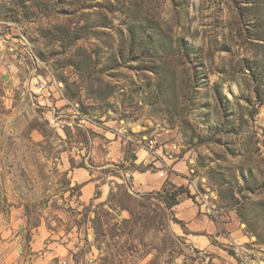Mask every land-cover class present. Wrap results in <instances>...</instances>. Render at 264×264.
Wrapping results in <instances>:
<instances>
[{
    "label": "rangeland",
    "instance_id": "rangeland-1",
    "mask_svg": "<svg viewBox=\"0 0 264 264\" xmlns=\"http://www.w3.org/2000/svg\"><path fill=\"white\" fill-rule=\"evenodd\" d=\"M150 139L187 185L135 182ZM175 185L245 240L193 241ZM0 264H264V0H0Z\"/></svg>",
    "mask_w": 264,
    "mask_h": 264
},
{
    "label": "crops",
    "instance_id": "crops-1",
    "mask_svg": "<svg viewBox=\"0 0 264 264\" xmlns=\"http://www.w3.org/2000/svg\"><path fill=\"white\" fill-rule=\"evenodd\" d=\"M117 146V141L110 142V148H114V151L108 153V158L110 160L116 159L117 155L115 154ZM145 150V149H144ZM147 151V150H146ZM159 150H156L149 154L147 151L145 153L140 150L138 152V162H153V164L158 167L156 172L145 171V172H133V176H135V182H138L139 186L142 190L147 191H158L161 190L165 183L169 180L176 185H187L189 181L192 180L191 174L188 171V168L185 166L184 162H173L166 157H161L159 155ZM153 154H158L154 156ZM167 167L164 169L160 167L162 165ZM82 168H75L71 170L70 173L73 177L74 182L81 183L78 176L83 175L85 180L83 189L82 199L86 200L85 193L89 194L93 193L95 190V183L90 181L91 176L81 171ZM174 210L176 212V216L184 222L185 228L190 231V235L193 237V241L195 242H203L205 245L210 243V248L213 246L211 244L209 237H215L217 239L232 241V242H243L245 234L240 228V223L237 221L236 216L231 214L221 215V221L223 228H225L226 232L229 233V237L223 236V234L219 233L221 229L219 223L211 218L208 214L204 213L200 210L197 203L192 198H182L180 203L174 206ZM208 246V245H207Z\"/></svg>",
    "mask_w": 264,
    "mask_h": 264
},
{
    "label": "built area",
    "instance_id": "built-area-1",
    "mask_svg": "<svg viewBox=\"0 0 264 264\" xmlns=\"http://www.w3.org/2000/svg\"><path fill=\"white\" fill-rule=\"evenodd\" d=\"M74 113L75 115L78 116L79 111H74ZM139 143L143 146V149H146V150L153 149L157 144L155 139H150V140H145V141L139 140ZM207 190H210V189H207ZM195 193H197L196 194L197 198L200 201V207L208 213L214 212L213 208L211 207V205L208 204V201H207L209 198L208 192H202L200 191V189L197 188V190H195Z\"/></svg>",
    "mask_w": 264,
    "mask_h": 264
},
{
    "label": "trees",
    "instance_id": "trees-1",
    "mask_svg": "<svg viewBox=\"0 0 264 264\" xmlns=\"http://www.w3.org/2000/svg\"><path fill=\"white\" fill-rule=\"evenodd\" d=\"M171 184L173 185V183ZM176 188H177V191H175L174 193L166 192L164 195V200L167 203V206L170 208H173L175 205L180 203L178 195L183 194V193H189L188 189L184 188L183 186H176Z\"/></svg>",
    "mask_w": 264,
    "mask_h": 264
}]
</instances>
